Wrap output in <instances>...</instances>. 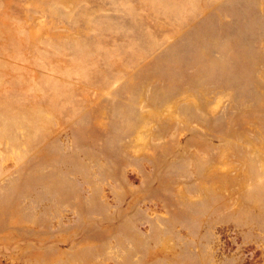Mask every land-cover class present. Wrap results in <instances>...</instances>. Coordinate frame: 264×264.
Listing matches in <instances>:
<instances>
[{"label":"rangeland","instance_id":"1","mask_svg":"<svg viewBox=\"0 0 264 264\" xmlns=\"http://www.w3.org/2000/svg\"><path fill=\"white\" fill-rule=\"evenodd\" d=\"M0 264H264V0H0Z\"/></svg>","mask_w":264,"mask_h":264}]
</instances>
